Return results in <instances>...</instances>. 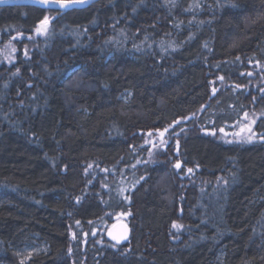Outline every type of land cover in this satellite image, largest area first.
<instances>
[{
    "label": "trees",
    "instance_id": "trees-1",
    "mask_svg": "<svg viewBox=\"0 0 264 264\" xmlns=\"http://www.w3.org/2000/svg\"><path fill=\"white\" fill-rule=\"evenodd\" d=\"M10 44L0 264H264V0L0 6Z\"/></svg>",
    "mask_w": 264,
    "mask_h": 264
},
{
    "label": "water",
    "instance_id": "water-1",
    "mask_svg": "<svg viewBox=\"0 0 264 264\" xmlns=\"http://www.w3.org/2000/svg\"><path fill=\"white\" fill-rule=\"evenodd\" d=\"M98 0H0V6L27 5L37 6L49 10L82 9ZM131 233L129 224L119 220L110 225L106 230V239L114 244L128 241Z\"/></svg>",
    "mask_w": 264,
    "mask_h": 264
},
{
    "label": "rangeland",
    "instance_id": "rangeland-1",
    "mask_svg": "<svg viewBox=\"0 0 264 264\" xmlns=\"http://www.w3.org/2000/svg\"><path fill=\"white\" fill-rule=\"evenodd\" d=\"M51 18L49 16H46L37 26L36 28L34 29L33 31V37H37V36H42L46 30H47V26H48V21L50 20ZM39 29V31H38ZM14 48H13V45L10 44L4 48L1 49V52H0V57H2V59L6 60V61H10L12 60L13 58V54H14ZM12 55V56H11ZM249 133V132H248ZM246 134V133H244ZM236 136H240V135H236ZM110 218V221L107 220V219H103L102 221H99L96 223V225H99V226H106L105 227V230H104V235L106 237V230L107 228L112 225L114 222L116 221H119V220H124V221H128L127 220V217L123 216V213L121 214H114L112 215ZM106 221L105 223H103V221ZM128 223V222H127ZM46 250V246L43 242L41 241H36V240H32V242H30L29 244H26L24 246H22L21 248L17 249V252H18V255H19V258L21 260V262H25L27 261L31 255L33 253H37V252H40V251H45Z\"/></svg>",
    "mask_w": 264,
    "mask_h": 264
},
{
    "label": "snow or ice",
    "instance_id": "snow-or-ice-1",
    "mask_svg": "<svg viewBox=\"0 0 264 264\" xmlns=\"http://www.w3.org/2000/svg\"><path fill=\"white\" fill-rule=\"evenodd\" d=\"M38 31H39V29H38ZM249 140H251V137H249ZM175 167L179 168V167H180V163H179V162H177V164L175 165ZM188 171H189V172H191L192 170H191V169H189Z\"/></svg>",
    "mask_w": 264,
    "mask_h": 264
}]
</instances>
